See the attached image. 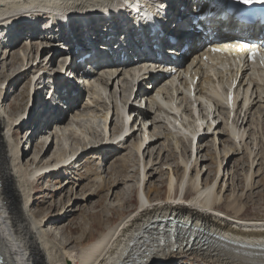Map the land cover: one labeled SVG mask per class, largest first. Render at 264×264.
Here are the masks:
<instances>
[{"label":"bare ground","instance_id":"bare-ground-1","mask_svg":"<svg viewBox=\"0 0 264 264\" xmlns=\"http://www.w3.org/2000/svg\"><path fill=\"white\" fill-rule=\"evenodd\" d=\"M103 1L104 0H0V29L8 22L15 24V21L21 20L24 16L37 19V16L43 14L42 17L46 20L47 17L45 12H47V16H50V18L61 16V22L63 24L64 15L68 13L73 14V17L88 15L92 17L91 13L95 12L101 17V15L108 11L107 9L98 14L97 11L99 9V4ZM117 1L118 0L107 1L105 9L111 7L112 4ZM196 4H199V2H196ZM190 6L191 3L187 6V10ZM34 15H36V17H33ZM185 16L186 17L178 25V33L181 32V26L184 23L190 22L189 13H186ZM117 18L122 17L119 16ZM46 24H49L48 20H46ZM108 26H111L115 33L118 32L117 26H114L112 23H109ZM214 27L219 30L216 20ZM249 28L254 30L253 34H257L254 27ZM94 29H96V22H92V30ZM186 30L187 37L185 38L191 37L194 39V42H196L197 40L195 39L198 34L194 31L192 32L189 29V26ZM241 30L248 31L249 29ZM1 31H3V29H1ZM20 31H22V29H20ZM26 35L28 36L29 34L24 33L18 36V38H23ZM42 35L43 33L38 31L30 43L40 40ZM137 37L140 41L146 39L143 33L139 34ZM37 38L39 39L36 40ZM151 38L152 40H157L159 36L154 35ZM162 39H164V37H162L161 40ZM183 42L184 38L178 42L177 45L180 46L177 47L181 48ZM15 43L16 40L9 44L4 43L0 45V53L1 50L3 51V48H6L10 54L8 58L12 57L13 61L21 62V65H24V67L19 69L17 73L15 72L16 74H12L13 76L11 77L14 78L13 80L18 77H23V75L29 72L32 67H35L33 66V63L29 65V61L32 59V52L35 51V47L37 48V46L32 43L24 45V49L20 50V52H15ZM43 46L44 45L41 41L39 47ZM45 46H48L47 43ZM45 48L43 50H45ZM51 48V51L54 52L55 55L58 54L53 46H51ZM145 48H148L151 51L152 56L155 54V51L151 48V44H147L146 47L142 49L134 48L129 52H133L134 54H145ZM196 48L193 50H196ZM173 49H176V47L169 51H173ZM74 51L75 48L73 51H68L66 55H73L75 53ZM100 53L103 52L101 51ZM50 61L51 59L49 62ZM52 61H54V59H52ZM218 61V57H212L213 64L205 69L201 65L200 57H197L193 59L192 67H186L185 73H182L181 71L179 77H171L166 74L167 71L159 68L156 72L159 74L163 73L166 77L165 81L160 84L161 76L154 73L153 64L151 62H146L144 65H141L129 57L125 63H111L104 71H101L96 75L93 83L89 82L88 84H84L85 80L77 82L76 85H73V83H65L68 88L67 94L60 93L56 96H52V100H62L63 102V100L66 99V102H71L73 98V90L79 91L81 95V93L88 89L91 96L87 100L84 108H86V110L88 108L91 110L92 106L96 105L99 100L101 101L103 97V101L113 98V92L110 90V92L107 91L110 85H114V89L116 88L117 90L118 86H120L123 90L125 87L127 91H130L129 88H133L132 91H134L135 87H139L138 84H141L142 82V84H145V81L148 80L149 83L153 84L155 93L150 94V92L142 86L137 90L135 98L133 99L137 100V98L141 97L142 100L147 97V109L145 111L133 109L131 105H128L133 94L132 91L129 97L126 98L125 95L123 96L126 101L124 102V105L121 106V109L125 112L128 106V114H125L128 119H130L131 115L134 117H147L146 119H139L143 123V128H147L146 126L149 119L155 115L154 124L164 123L165 129L169 125H172L174 128L180 129L182 135H184V131L182 130H189L185 128L184 122L182 121L183 115H188L187 117L194 119V130H190L191 134L185 135L187 136V139L191 140V143L189 142L190 146L186 145L181 134H175L179 137L177 142H179L180 145L182 144L183 161L178 163L174 168L172 167L168 174L169 176L166 178V181H164L165 184L161 186L148 185L149 181L148 183L146 181L148 175L145 172L147 164H145L144 159H142V181L144 182L142 192L146 199L141 197L142 200L140 202L135 195L128 197L129 191L132 187L128 190L124 188L122 190L124 196L122 194L119 195L122 191L116 195V198L122 196L121 200L124 203V205L122 203L124 208L119 210L120 212L117 211L115 207L113 208V212H117V217L119 216L120 222H118V220L115 221L117 217H108V226L105 230L102 228L100 221L98 224L96 222L92 223L94 227H97L102 232L98 235L95 232L85 230L81 239L79 237L71 239L70 237L68 240L60 242L61 246L67 248L64 252L61 250V246L52 239V232L44 229V226L48 224L47 222L49 220L38 219L36 215H34V212L31 211V198L35 183L43 178L41 175L37 174H40V172L44 170V167H49L51 163L54 162V164L57 165L54 169L51 167V169H53L52 175L56 174V177L57 175L58 177L63 175L64 168L71 167L72 162L69 163L70 159H73V155H75L78 150H73V152H71L72 150L68 151L67 148H61L60 153H56V155L50 159H47L44 153V158L40 159V162L36 165L34 171L32 168V170L30 169V165H24L21 162V142L15 137L16 131L14 130V127L23 123L24 117L22 121H18L15 115L12 116L3 109L2 98L5 90L0 87V264H67V261H71L72 264H169L174 258L179 260L178 263H181L186 261L187 257H190V259L187 258L190 264H264V214L257 216L248 212L250 198V201L255 205L260 204V201L254 200L255 197H260V200H263L264 198V189L255 192L258 185H260L259 183L262 184L261 186H264V176L258 181L255 178L258 177V172H261L260 168L257 172H255L256 170L253 171L255 162H257L256 167L264 166V156L260 155V153L259 155H254L256 150H253L252 148L250 149L249 156L254 155V158L249 161V168L244 174V186L238 185V188L235 183H232V187L230 188V184L225 178H222L220 181V167H222L221 164L223 162L219 153L215 158H213V155L211 157L212 161H214V159L217 160V178H208L205 181L201 177V170L199 169L200 159L197 158L191 163L192 156L187 157V154L189 152L192 153L193 151V143L196 138L198 137V140H201L208 133L205 132L203 134V130L205 131L206 129L204 121L207 119L208 115L205 116V114L200 112L199 116L196 118V115L198 114L193 112L195 110H202L200 108L201 103L212 104L220 115H223L226 112L227 115L224 116V120L226 126L227 124L229 126L228 129L225 128L227 131H224L226 134H233L235 140L244 137L247 128L246 125L249 123L250 116H256V118L260 120L262 118V113H264V90H261L262 85L264 87V67H261L259 63L256 62L253 63L246 74L240 78L236 91L238 96L241 93L244 95V102L242 106H238L234 118L230 123V112L227 111L225 104L219 97V94L225 90L226 83L218 78ZM102 66H104V64L100 63L95 68H101ZM55 67L50 66V70H53ZM93 72H99V69L93 70ZM190 72H195V75L201 77L194 97L196 102H193V98L190 97L186 90V86L188 85L187 75ZM1 77L2 74H0V79ZM194 77L195 76H193V78ZM37 81L35 82L36 85H40L39 87L35 85L37 90L40 91L41 89H45V85H42L41 87V84H38ZM1 83L2 82L0 81V84ZM132 84L134 86H132ZM147 87H150V85H147ZM122 92L125 93V91ZM8 93L9 89L5 98L9 96ZM116 93L117 91H115V94ZM23 94H25V92H23ZM39 94L38 96L40 97L41 94ZM116 99L118 98L115 97L112 99L109 103L110 106L108 104L107 106L109 107L104 111L102 110L103 112L100 115L103 121L105 134L108 131L109 114L111 113V110L112 113L117 110L116 114L119 119L123 116ZM119 101H122V96ZM56 103L60 104L59 102ZM93 103L95 104L93 105ZM195 103H199L198 107L194 106ZM188 104L193 107L188 106ZM40 105L42 110H39L35 116L33 114L32 116H28L30 122L35 121V123H37V121H40V126L33 130L35 135L42 132V134H49V129L55 123L53 122L54 119L62 120L60 116L63 115L64 118H67L68 114H66L63 109L52 112V109L45 105L42 100H40ZM101 105L102 104L99 106L98 104L97 106L101 107ZM256 105L258 106L256 107ZM11 107L12 109L19 108L15 103L12 104ZM254 107H256V109H254ZM44 113H52L53 115L51 114L52 117L50 120L47 118V120L44 119L45 121H43L42 117ZM81 115L82 113H77L76 117L79 119L81 117L83 119V116L86 117L85 114ZM156 115H158V118ZM214 118L215 116H213V119ZM121 119H123V117ZM112 123L113 119L110 120V125ZM207 124L210 129L212 124H209L208 121ZM180 125H182V128L179 127ZM219 125L220 123H217L214 129H218ZM143 128H140L142 132ZM156 129L157 125L154 130ZM177 133H179V131H177ZM133 134L134 131L130 133L125 132V127L123 126V129L114 133V136H112L111 132L110 137L104 135L103 139L100 142L94 143L93 147L90 149H87L88 144H82V150L86 148L87 150L84 151L86 154L102 153L106 150L107 146H121L119 143H122V140L124 141L122 147L128 148L125 144ZM145 134L144 138H140L138 139V142L132 143V146L137 153L136 156L138 157L139 155L144 156L145 151H149V148L153 143V147H155V142L159 140L158 138L163 136L161 132L156 135L158 138L153 141L151 137L145 136ZM66 135L73 139H82L78 136V132L74 127L72 129H65V132L62 134L60 131H57L56 134H53V137L55 140L56 137L59 139L61 136ZM94 135L97 134L94 133ZM168 135L171 134L168 133L165 135V141L168 140ZM191 135L193 138L190 137ZM216 135L217 134L213 131L212 136L216 137ZM254 135L255 134L253 133L252 136L254 137ZM216 139L217 138H215V140ZM83 140L85 142L84 137ZM51 142L53 144V139ZM237 142H232L234 144L231 146V149L233 150V148H235L234 151H236V149L239 150L241 147V141ZM164 144L159 147V156L161 154L163 155L165 152L166 147ZM103 146L105 147L102 148ZM167 146L170 145L168 144ZM183 146L185 147L186 154L183 151ZM99 148L102 149L99 150ZM215 148H217V144H215ZM247 150H249V145L247 146ZM168 151H170V149H168ZM110 152L111 151H108L106 153ZM226 152L230 153L229 149ZM172 153H170L169 156L174 157ZM39 155H41V153H39ZM241 169V172H243L244 169ZM161 172L162 171L159 173ZM241 172L239 171V173ZM263 172L264 169L262 173ZM98 173L96 175H98ZM117 175L119 178L111 183L107 182L99 173V176H96L95 178L94 184H98L99 188L103 186V188H106L109 192L112 190L113 186L115 189H118L119 186L125 184L130 176L128 173L126 155L121 156V159L119 160ZM151 178L152 177L148 180H151ZM245 187L249 193V198L247 197L246 201L243 198V194L239 193L240 191L243 192V190L246 189ZM164 188L166 190H164ZM181 189L182 191H180ZM229 189H231L233 195L232 193H228ZM237 190H239V192H237L238 194L236 193V195H234ZM132 191L136 192V187L132 188ZM60 192H62V190H60ZM138 193L143 196V193ZM188 196L191 198H188ZM61 203L63 204V199ZM138 204H140L139 207ZM54 208L55 205H50L48 207V210L50 211L49 214H51V210L53 212ZM66 213L67 212H64L61 215L66 216ZM57 215H60V213H57ZM96 216H98V212L94 214V218H96ZM172 217H174V220H171ZM51 218H54L55 220L57 219L56 217H53V215L49 219ZM163 218H167L165 221V227H163L165 229L164 235L166 239L170 240L172 238V235L168 230L170 225L178 226L181 222L185 221L186 223H195L204 227L206 230V232H204V241L200 244H195L193 248H183L182 246L178 247L176 244L170 245L169 243L159 245L153 238L148 237L147 234H142L145 230L153 235L155 231L158 232L157 230L162 229L159 226L161 222L155 227V224H153L152 221L154 219L159 220ZM80 228L81 227L79 226L73 228L70 225H65V229L69 230L71 233L77 232ZM137 240L139 241L135 242ZM73 243H76L78 246L70 250L69 246ZM197 246L199 247L195 249ZM133 256H136V259H133Z\"/></svg>","mask_w":264,"mask_h":264},{"label":"rangeland","instance_id":"rangeland-1","mask_svg":"<svg viewBox=\"0 0 264 264\" xmlns=\"http://www.w3.org/2000/svg\"><path fill=\"white\" fill-rule=\"evenodd\" d=\"M107 1H111V0H104L103 2L99 4V9L97 11L98 14L105 9V4ZM33 17H36V15H34ZM38 39L39 38H37L36 40ZM41 41L42 39L36 42H32L33 45L37 46V48L35 47V51L32 52V59L29 61L30 62L29 65L33 63V66L35 67H32L29 72L23 75V77L21 78L18 77L15 80H13L14 78L11 77L13 76L12 74H14L15 72L17 73V71L23 68L24 65H21V62L13 61L12 57L8 58L10 54L8 53L6 48H3V51L1 50V53H0L1 54L0 55V74H2V77L0 79L2 83L0 84V87H2V89L5 90V93L2 98L3 99V109H5L6 112L11 114L12 116L15 115L18 121L19 120L22 121L23 117H24V120H26V116H29V115L32 116V114H34L35 116V114H37L39 110H42V108H40V99L43 100V97L41 96H42V93L45 92V90L41 89L40 90L41 92L37 90V87H39L40 85L38 86L36 85L35 78L37 76H40L41 74V78L45 76V82H47L46 72L51 73L52 70H50L51 69L50 66L57 67L58 63L60 62V59H58V55H55L54 53H51V61L50 62L47 61V57L50 51L48 50V48H45V50H43L44 48L42 49V47H39V45L41 44ZM32 43L27 41V39H21V40L16 41L15 52H20V50L24 49L23 48L24 45L32 44ZM45 44L46 42H43V45ZM52 59H54V61H52ZM56 67L54 69H56ZM37 83L40 84L39 80L37 81ZM132 86L134 85L132 84ZM8 89H9V93H8L9 96L5 98L7 95ZM109 90L113 92V98L111 99L109 98L110 100L106 99L103 101V98H104L103 97L101 101L100 100L98 101L99 103L98 102L96 103V105H94L95 103H93L94 106H92L91 110L89 108L87 110L85 108L84 110V106H86L87 100L91 96L88 89H86L85 92L81 93V95L79 93V97L74 100V106L71 109L66 108L65 104H63L61 107L62 108L65 107L63 109L65 110L66 114L68 113L67 118H64L63 115H61L60 117L62 118L63 121L61 119H57L61 121H57L54 119L53 122L55 123L49 129V134H42L43 133L42 132L40 134L35 135L33 130L37 129L40 126L39 124L40 121L39 122L37 121V123H35V121L34 122L32 121L30 123L23 121L22 124L14 127V130L16 131L15 137L19 139V141L21 142L20 144L21 162L24 165H30V169L32 168L33 171L36 169V165L40 162V159L44 158L43 157L44 153L47 159H50L54 157L56 153L58 152L60 153L61 148L62 149L67 148L68 151L72 150L71 152H73V150L74 151L78 150L75 153V155H73V159H70L69 163L72 162L71 167L64 168L63 175L59 177L58 175L56 177V174L52 175V172H53L52 170L57 165V164H54V162H52L53 165L51 163L49 167L48 166L44 167V170H42L40 174H37V175H41L43 178H41V180L35 183L34 190L32 192L31 211L34 212V215H36L38 219L49 220L47 222L48 224L44 226V229L52 232V235H53L52 239L59 245H60V242L68 240V238L70 237L71 239H75L77 237L81 239L84 235L85 230L95 232L99 235L102 231L99 230L97 227L93 226L92 223L94 222L98 224V222L100 221L102 228L105 230L106 227L108 226L107 224L108 217H115V218L117 217V212L116 213L113 212V208L115 207L117 211L122 210L124 208L122 206V203H123V201L121 200L122 196H120L119 198H116L117 193H120L124 188L128 190L130 187L132 188L136 187V192H133L131 188V190L129 191L128 197L135 195L137 199H139L141 202L142 200L141 194H139L138 192L143 193L142 187H143L144 182L142 181V177H143L142 175L143 167L141 164L142 159H144V163L147 164V169L145 172L148 175L146 181L147 183L149 181V184H148L149 186L151 185L161 186L165 184L164 181H166V178L169 176L168 174L170 170L172 169V167L174 168L178 163L183 161L182 144L180 145V143L177 142V139L179 138L177 135L179 134L182 135V133H180V129L174 128L172 125H169L165 129L164 123L154 124L155 115L152 116L153 118L151 117L152 119L151 118L149 119V122L147 123V126H146L147 128H143V123L139 124V121L136 123L135 122L132 123L131 127L125 128V132L130 133L134 131V134L129 138L128 142L125 144V146H128V148L122 147L124 145V141L122 140V143H119L121 144V146L111 145L113 147H108V146L106 147L105 151L106 152L111 151L110 152L111 154L106 153L105 151L102 153H95V154L92 153L93 155L88 154V153L86 154V152L84 151L93 147L94 143L100 142L103 139L104 135L110 137V132H111L112 136H114V133L123 129V126L125 127L124 118L121 119L122 118L121 117L119 119L116 114L117 110H115V112L113 113L111 110V113L109 114L108 131L106 134L104 132L103 121L100 117L101 113L107 107L110 106L109 103L111 102L112 99L117 97L120 100L121 96L123 99V96L124 95L126 96L129 92L126 90L125 87H124V90L120 86H118V90L116 88L114 89V85H110L107 91L110 92ZM120 90H121V93H120ZM261 90H264L263 85H262ZM115 91H117L116 94H115ZM122 91H125V93ZM23 92H25V94H23ZM39 93L41 94L40 97L38 96ZM146 98L144 99L146 100ZM118 99H116V102L119 101ZM192 100L193 102H196L195 99H192ZM14 103L19 106L18 109H12L11 105ZM98 104L99 106L100 104H102L101 107H98L97 106ZM108 104L109 106H107ZM258 105H256V107ZM256 107H254V109H256ZM29 108H30L31 113L29 111ZM197 111L198 110H195L193 112H197ZM25 112L27 114H24ZM52 112H56V111L52 110ZM202 112L203 114H205V116L208 115L207 119H205L204 121V126L206 127V129L205 131L203 130V134L205 132H208V133L201 140H198L199 139L198 137L196 138V140L193 143V149H192L194 151V154H193V151L191 150L192 153L189 152L187 154V157L192 156L191 163L194 162L197 158L200 159L199 169L201 170V177L205 181L208 178L210 179L217 178V170H218L217 160L214 159V161H212L211 157L213 155L214 156L213 158H215V156H218V153H219V156L223 162L221 164L222 167H220L221 169L220 181L222 178L223 179L225 178L229 182L230 188L232 187V183H235L237 185V188H238V185L244 186V183H245L244 174L246 173V170L249 168L248 167L250 164L249 161L253 160L255 154L259 155L260 153V155L264 156V118H263L264 113H262V118L260 120H258L256 116H253V117L250 116L249 123L246 125L247 128L245 127L247 134L245 133L243 138H240L239 140H235L233 138L234 137L233 134L231 133L226 134V132L224 131L226 130L225 122L223 121L222 123L216 122L215 119L222 120V115L219 114V117H215L213 119V116L209 115L206 109L203 110ZM77 113H82V115L85 114L86 117L83 116V119L82 117L79 119L78 117H76ZM51 114L52 113H47V114L44 113L42 117L43 121L47 120V118L50 120V118L53 115ZM157 116L158 115H156V117ZM187 116L188 115H185V116L183 115L182 121L184 122L185 128L189 130H182L184 131V135H182V137L184 138L183 141L186 142V145L190 146L191 140L187 139V136L185 135L191 134L190 130L191 131L194 130V123H193L194 119L191 117H187ZM198 116L199 114L196 115V118ZM136 118L146 119L147 117L137 116ZM111 119H113V123L110 125ZM252 120H253V123H252ZM207 121L209 122V124H212V127L210 129L207 124ZM215 122L216 124L220 123V125L218 126V129H214L216 125ZM156 125H157V129L154 130ZM228 126L229 125L227 124V127ZM73 127L78 132V136L82 138L81 140L70 138L67 135L61 136V138L59 139L56 137L54 140V137H53L54 133L56 134L57 131H60V133L62 134L65 132V129H72ZM179 127L182 128V125H180ZM140 128H143V132L141 131ZM32 131H33V136H32ZM145 131H146V134H145ZM177 131H179V133H177ZM213 131L217 134L216 137L212 136ZM161 132L163 136L158 138L156 135L160 134ZM94 133H96L97 135H94ZM168 133H170L171 135H168L169 136L168 140L165 141L164 137ZM253 133L255 134L254 137L252 136ZM144 134L145 136L151 137L153 141H155L157 138L159 140L155 142L156 144L155 147H153L154 146V143H153L151 147L149 148V151L147 150L145 151L144 156L139 155L138 157L136 156L137 153H136L135 148L132 146V143L134 142L136 143L138 142V139L144 138ZM83 137L85 138V142L83 140ZM190 137L193 138L192 135ZM215 138L217 139L215 140ZM52 139L54 141L53 144L51 142ZM233 141L235 142L241 141L240 143L241 150L236 149V151H234L235 148H233V150L231 149V146L234 144L232 143ZM84 143L88 144V147L87 149L85 148L84 150H82L83 148L82 146L84 145ZM163 144L165 145L167 150L165 148L164 154L163 155L161 154L159 156V153H160L159 147ZM168 144L170 146H167ZM215 144H217V148H215ZM248 145H249V150H247ZM198 146H199V153H198ZM104 147L105 146H103L102 148ZM251 148L256 151L254 155L249 156L250 155L249 152ZM101 149L99 148V150ZM168 149H170V151H168ZM228 149L230 153L226 152ZM183 151L186 154L185 152L186 150L184 146H183ZM169 152L170 153L173 152L172 154L174 155V157L169 156L170 155ZM39 153H41V155H39ZM151 153H152V156H151ZM142 154H143V150H142ZM125 155L127 158L128 173L130 174L129 179L128 181L125 182V184L119 186L118 189H115L113 186L110 192L106 190V188H103V186L99 188L98 184H94L95 178L96 176H99V173L107 182L113 183L114 181H116V179L119 178L118 177L119 174L117 175V168H118L119 160L121 159V156H125ZM256 166H257V162H255L253 171L256 170L255 172H257L260 168L261 172H258V177L255 179L260 181V178L264 176L263 174L264 172L262 173L264 166L263 167L262 166L256 167ZM51 167H53V169H51ZM241 168L244 169L243 172H241L242 170ZM160 171L162 172L159 173ZM239 171L242 174L239 173ZM97 173L98 175H96ZM150 177H152L151 180H148ZM259 184L260 185H258V188L257 190H255V192L262 191L264 189V186H261L262 185L261 183ZM165 188L164 190H166ZM182 189L180 191H182ZM60 190H62V192H60ZM92 192H98V193H92ZM237 192H239V190H237L234 195H236ZM228 193L229 194L232 193L231 189H229ZM239 193L243 194V198L245 201L247 197L249 198V193L247 191V188L244 189L243 192L240 191ZM121 194L123 195V191L119 195ZM188 198H191V197L188 196ZM62 199H63V204L61 203ZM250 200L251 198L249 199V203H248L249 205L248 212H250L252 215H257V216L263 215L264 214V198L263 200H260V197L259 198L255 197L254 199L255 201H260L259 205L253 204ZM50 205H55L53 212L51 210V214H49L50 211L48 210V207ZM139 206L140 204H138V207ZM64 212H67L66 216L61 215ZM97 212H98V216L94 218V214ZM57 213H60V215H57ZM52 215L53 217H56L57 219L56 220L54 218L49 219ZM117 220L118 222H120L119 216L117 217L115 221ZM65 225H70L73 228L79 226L81 228L77 232L71 233L69 230L65 229ZM77 246L78 245L76 243H73L69 247L71 250ZM61 250L64 252L67 250V248L64 246H61ZM187 258L190 259V257H187ZM187 258H186V261H183L179 264H190ZM178 262L179 260H176V258H174V260L172 259V261L169 264H176ZM67 264H72V262L67 261Z\"/></svg>","mask_w":264,"mask_h":264},{"label":"snow or ice","instance_id":"snow-or-ice-1","mask_svg":"<svg viewBox=\"0 0 264 264\" xmlns=\"http://www.w3.org/2000/svg\"><path fill=\"white\" fill-rule=\"evenodd\" d=\"M242 2L244 4H253L254 2H256V0H242ZM261 2H264V0H261Z\"/></svg>","mask_w":264,"mask_h":264}]
</instances>
